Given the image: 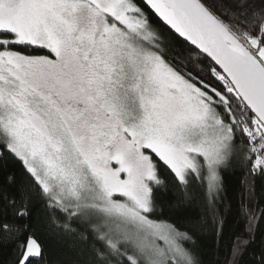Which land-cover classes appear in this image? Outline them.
Listing matches in <instances>:
<instances>
[{
  "label": "snow or ice",
  "instance_id": "obj_1",
  "mask_svg": "<svg viewBox=\"0 0 264 264\" xmlns=\"http://www.w3.org/2000/svg\"><path fill=\"white\" fill-rule=\"evenodd\" d=\"M233 225L264 264V0H0V264H205Z\"/></svg>",
  "mask_w": 264,
  "mask_h": 264
},
{
  "label": "trees",
  "instance_id": "obj_2",
  "mask_svg": "<svg viewBox=\"0 0 264 264\" xmlns=\"http://www.w3.org/2000/svg\"><path fill=\"white\" fill-rule=\"evenodd\" d=\"M242 173L239 170L229 171L226 175V184H227V196L230 201H235L238 197L240 189ZM194 212H199V207L193 208ZM235 227L233 225L231 228L226 230L222 238H215L211 235L206 236L202 240L203 251L205 255V264H222L224 256L227 252V249L231 242V232ZM4 257L0 255V259Z\"/></svg>",
  "mask_w": 264,
  "mask_h": 264
}]
</instances>
